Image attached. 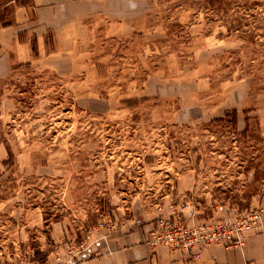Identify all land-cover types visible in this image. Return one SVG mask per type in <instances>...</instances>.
I'll use <instances>...</instances> for the list:
<instances>
[{"label":"rangeland","instance_id":"rangeland-1","mask_svg":"<svg viewBox=\"0 0 264 264\" xmlns=\"http://www.w3.org/2000/svg\"><path fill=\"white\" fill-rule=\"evenodd\" d=\"M57 7L50 53L0 77V264L84 261L185 200L258 207L264 0Z\"/></svg>","mask_w":264,"mask_h":264},{"label":"crops","instance_id":"crops-1","mask_svg":"<svg viewBox=\"0 0 264 264\" xmlns=\"http://www.w3.org/2000/svg\"><path fill=\"white\" fill-rule=\"evenodd\" d=\"M57 2L58 0H31L28 4H22L17 0H10L4 4L12 7V14L10 24L0 23V77L23 62L33 61L50 53L51 50H46L45 31L48 26L56 23ZM32 41L37 45L36 54L32 50ZM254 203L264 207V188L252 198L250 206ZM58 224L52 223V238H55L53 233L58 234V238L64 235ZM155 225L154 218L143 226L134 227L121 238L112 240L114 246L109 251L73 264H264V224L248 232L240 246L226 248L218 244L210 245L199 249L197 258L164 246L153 250L143 243L147 230ZM58 227L62 230L61 235L56 232Z\"/></svg>","mask_w":264,"mask_h":264},{"label":"built area","instance_id":"built-area-1","mask_svg":"<svg viewBox=\"0 0 264 264\" xmlns=\"http://www.w3.org/2000/svg\"><path fill=\"white\" fill-rule=\"evenodd\" d=\"M197 214V209L189 200L178 203L176 207L173 205L172 213L158 218L150 231L149 242L197 258L199 249L210 245L218 244L226 248L240 246L248 232L264 224L262 206L223 217L203 218Z\"/></svg>","mask_w":264,"mask_h":264},{"label":"trees","instance_id":"trees-1","mask_svg":"<svg viewBox=\"0 0 264 264\" xmlns=\"http://www.w3.org/2000/svg\"><path fill=\"white\" fill-rule=\"evenodd\" d=\"M9 1L10 0H0V6L6 4ZM30 1L31 0H20L19 2L22 3V4H28ZM9 11H10V7L8 5H4L0 9V23L2 25H8V24L11 23V20H10V16L11 15H9V16L6 15ZM32 50H33L34 53H36V47H35V42L34 41H32ZM233 112L236 114L235 110H233Z\"/></svg>","mask_w":264,"mask_h":264}]
</instances>
